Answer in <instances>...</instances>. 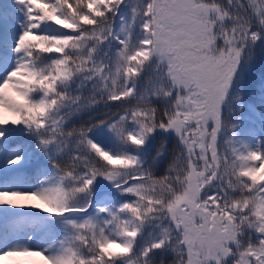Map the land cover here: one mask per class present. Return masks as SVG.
Returning <instances> with one entry per match:
<instances>
[{
	"label": "snow or ice",
	"instance_id": "obj_1",
	"mask_svg": "<svg viewBox=\"0 0 264 264\" xmlns=\"http://www.w3.org/2000/svg\"><path fill=\"white\" fill-rule=\"evenodd\" d=\"M0 167V264H264V0H0Z\"/></svg>",
	"mask_w": 264,
	"mask_h": 264
},
{
	"label": "trees",
	"instance_id": "obj_2",
	"mask_svg": "<svg viewBox=\"0 0 264 264\" xmlns=\"http://www.w3.org/2000/svg\"><path fill=\"white\" fill-rule=\"evenodd\" d=\"M0 180L4 178L3 168L0 167ZM20 177L29 183H35L34 174L31 166L26 167L25 170L19 173Z\"/></svg>",
	"mask_w": 264,
	"mask_h": 264
}]
</instances>
